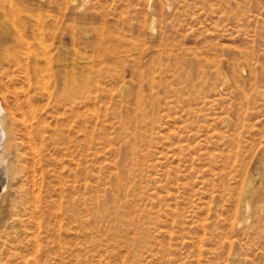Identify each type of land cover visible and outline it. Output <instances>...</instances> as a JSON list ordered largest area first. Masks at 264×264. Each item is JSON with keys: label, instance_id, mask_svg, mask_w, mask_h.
<instances>
[{"label": "rangeland", "instance_id": "obj_1", "mask_svg": "<svg viewBox=\"0 0 264 264\" xmlns=\"http://www.w3.org/2000/svg\"><path fill=\"white\" fill-rule=\"evenodd\" d=\"M6 1L0 42L40 19L48 72L86 57L88 88L62 241L6 227L0 264H264V0Z\"/></svg>", "mask_w": 264, "mask_h": 264}, {"label": "bare ground", "instance_id": "obj_2", "mask_svg": "<svg viewBox=\"0 0 264 264\" xmlns=\"http://www.w3.org/2000/svg\"><path fill=\"white\" fill-rule=\"evenodd\" d=\"M21 11L17 1L0 0L1 22L16 25ZM30 20L29 36L13 27L10 39L0 42V82L19 85L9 113L0 104V199L6 203L0 232L9 227L33 247L38 240L61 242L73 202L69 193L78 191L73 204L81 202L88 85L86 57H78L77 68L48 72L44 25Z\"/></svg>", "mask_w": 264, "mask_h": 264}]
</instances>
